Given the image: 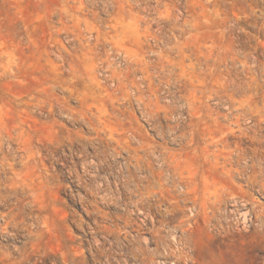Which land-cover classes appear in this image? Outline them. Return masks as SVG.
<instances>
[{
    "label": "rangeland",
    "instance_id": "374dc122",
    "mask_svg": "<svg viewBox=\"0 0 264 264\" xmlns=\"http://www.w3.org/2000/svg\"><path fill=\"white\" fill-rule=\"evenodd\" d=\"M0 264H264V0H0Z\"/></svg>",
    "mask_w": 264,
    "mask_h": 264
}]
</instances>
